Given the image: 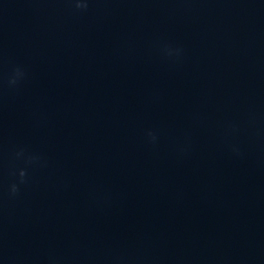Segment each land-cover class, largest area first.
<instances>
[{
  "label": "clouds",
  "instance_id": "1",
  "mask_svg": "<svg viewBox=\"0 0 264 264\" xmlns=\"http://www.w3.org/2000/svg\"><path fill=\"white\" fill-rule=\"evenodd\" d=\"M93 2V0H67V3L71 6V9L75 13H85L89 10L90 4ZM164 54L166 57H168L171 61L174 63H179L182 61L184 56V49L182 46H171V45H165L163 48ZM27 73L21 66H15L12 69L11 74L8 77L7 84L10 88H18V86L21 84L23 80L26 79ZM253 122V119H250V123ZM238 125L233 122H228L225 125V134L231 135L235 132H237ZM146 139L147 142L150 145L155 146L158 142V134L156 131L148 130L146 132ZM231 151L235 155H240V149L237 145H231ZM190 148V144L185 143L184 145L180 146L178 148V151L181 155H184L188 152ZM16 156L18 158L24 157L26 160V163L33 164V163H39L41 167H47V161L43 160L38 155H27L25 156V153L23 150L18 151L16 153ZM14 175L18 176V179L12 183H10L7 187V195L9 199H17L21 194V186L25 185L28 182V172L26 169L21 168L18 172V174L14 173Z\"/></svg>",
  "mask_w": 264,
  "mask_h": 264
}]
</instances>
